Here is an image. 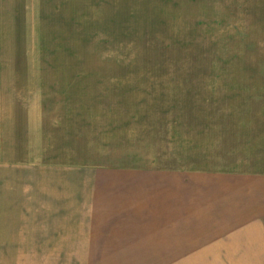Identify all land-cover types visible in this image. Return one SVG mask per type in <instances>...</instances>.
<instances>
[{"label": "rangeland", "instance_id": "374dc122", "mask_svg": "<svg viewBox=\"0 0 264 264\" xmlns=\"http://www.w3.org/2000/svg\"><path fill=\"white\" fill-rule=\"evenodd\" d=\"M249 1L44 0L47 30H0V264H264V0ZM90 177L125 182L123 200L91 204ZM180 185L187 201L165 198ZM108 238L143 253L103 254Z\"/></svg>", "mask_w": 264, "mask_h": 264}, {"label": "crops", "instance_id": "0c3cea01", "mask_svg": "<svg viewBox=\"0 0 264 264\" xmlns=\"http://www.w3.org/2000/svg\"><path fill=\"white\" fill-rule=\"evenodd\" d=\"M47 1V0H45ZM249 1V0H248ZM246 1L245 3L241 4V0H236V2L233 3V6H237L236 9H238L239 14H242V9H248L249 5L248 4H252V1ZM43 4H44V0H0V30L3 29H9V30H29L30 32L33 31H44L47 30L45 27L41 26L43 19L41 18H35L34 14H36V12L39 13V8L41 10H43ZM244 5V7H243ZM36 11V12H34ZM4 23H15V24H20V27H8V28H3V24ZM41 24V25H40ZM10 25V24H9ZM240 29V27H239ZM98 180V179H97ZM111 179H106L104 182H101L97 184V182L92 181V178L90 177L88 183H84L85 187L88 189L90 198L89 201L90 203H95L96 201H102L103 197L102 196H106V200L111 203L114 202L116 204V202H121L120 200H123V195H122V191L124 189V187L127 186V184L124 183H115L114 180L110 181ZM234 180V179H233ZM116 181V180H115ZM70 183H73L74 186H76V183H79L78 180H76V178L73 180H69ZM145 184V183H144ZM142 182L139 184V186H142V188H140V190H142L144 192V189L146 187V185L143 187L144 185ZM186 185H189L188 183H185ZM104 186L106 189H104L103 192L106 193V195H101V194H97L98 191V186ZM149 186V185H148ZM80 187V185H79ZM78 187V188H79ZM161 189L164 190V194H167L165 196V198L169 197L172 200L176 201L180 198V202L182 201H187L188 200V196H187V191L189 189L188 186H176L175 189H170L168 187L163 186ZM79 191V190H77ZM227 193H229V190L226 189ZM231 191V190H230ZM94 192H96V195H94ZM111 192H115V195H111ZM160 192H162L160 190ZM158 192L155 193V197H158ZM251 197L254 198L253 193L251 192ZM79 193L76 195V190H75V197H79ZM115 196L120 197V198H116V200H114ZM257 198L263 199L264 200V194H257L256 193ZM161 199L162 196L160 197ZM255 199V198H254ZM78 201L80 200L77 199ZM234 212H232L231 215H233V218H230L229 221L232 223V221H234L235 223L238 222L240 220V208L241 207H245L247 206L246 202H242L241 203V198L236 196L234 198ZM258 203L260 204V206H264V202L263 201H258ZM251 206L252 204L254 205H258L256 202L254 203H249ZM252 214H250L249 219H244L245 221H248L249 223L252 224L253 216H251ZM262 217H264V214H261ZM255 220V219H254ZM242 221V220H241ZM241 225H239L238 227H241ZM124 238L129 239L132 238V236H121L118 238L119 242H123ZM136 239H138L137 237H135ZM111 238H108L107 241L104 242L105 245H102L105 248V251L102 252L103 254H117V255H128V254H142V250L140 251L139 248H131V247H127L124 245H119V246H109L107 245V243L109 242ZM101 246V248H102ZM253 248L252 246H249L246 250H250ZM245 250V251H246ZM172 248L170 250V254L172 253ZM193 252V251H192ZM256 253V251L254 252ZM93 254V253H92ZM187 254V253H186ZM251 264V263H248Z\"/></svg>", "mask_w": 264, "mask_h": 264}]
</instances>
